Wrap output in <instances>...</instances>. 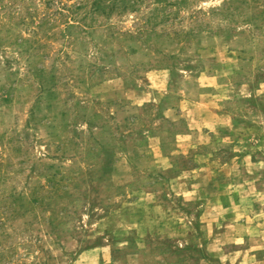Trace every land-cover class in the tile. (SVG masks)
<instances>
[{
	"label": "rangeland",
	"instance_id": "1",
	"mask_svg": "<svg viewBox=\"0 0 264 264\" xmlns=\"http://www.w3.org/2000/svg\"><path fill=\"white\" fill-rule=\"evenodd\" d=\"M0 264H264V0H0Z\"/></svg>",
	"mask_w": 264,
	"mask_h": 264
},
{
	"label": "crops",
	"instance_id": "2",
	"mask_svg": "<svg viewBox=\"0 0 264 264\" xmlns=\"http://www.w3.org/2000/svg\"><path fill=\"white\" fill-rule=\"evenodd\" d=\"M198 171V169H193V176H194V173L195 172H197ZM196 182H193V194L194 193H196L195 194V197H193V207H196V206H198L199 205V207H201V208H199L198 210H195V208H193V215H195V216H201V215H206V214H208V212H209V210H210V208L209 207H211V206H213V205H217V206H219L220 208H222V209H226V208H228L229 206H231L232 204L234 205V204H238L239 203V201L238 200H234V201H216V202H214L213 201V199H210V200H205V201H199L198 202V185L196 186ZM232 205V206H233ZM202 206H205V207H207L208 206V208H207V211L206 212H204L205 210H203V208H202Z\"/></svg>",
	"mask_w": 264,
	"mask_h": 264
}]
</instances>
